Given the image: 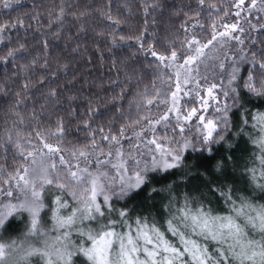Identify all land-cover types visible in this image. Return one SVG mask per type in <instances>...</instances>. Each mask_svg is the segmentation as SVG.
Returning a JSON list of instances; mask_svg holds the SVG:
<instances>
[{"label": "snow or ice", "instance_id": "snow-or-ice-1", "mask_svg": "<svg viewBox=\"0 0 264 264\" xmlns=\"http://www.w3.org/2000/svg\"><path fill=\"white\" fill-rule=\"evenodd\" d=\"M210 7L204 36L193 11L182 38L162 39L148 33L147 18L127 36L120 26L129 22L101 10L112 46L135 40L154 73L145 83L121 61L123 80H110L120 88L109 97L113 118L92 99L79 113L76 95H65L71 87L52 86L69 68L59 58L53 68L48 39L43 60L38 53L18 65L13 76L41 71L35 84L23 80L0 125V264H264V0ZM70 9L62 0L49 12L57 41L66 15L85 29L86 10ZM25 52L18 43L0 61L17 67ZM66 116L87 133L83 141L67 140Z\"/></svg>", "mask_w": 264, "mask_h": 264}, {"label": "trees", "instance_id": "trees-1", "mask_svg": "<svg viewBox=\"0 0 264 264\" xmlns=\"http://www.w3.org/2000/svg\"><path fill=\"white\" fill-rule=\"evenodd\" d=\"M144 2L150 5L147 17H145L141 0H63V3L71 5L70 11L86 10V15L80 18L85 23V29L78 32L80 21H77L72 15H66V23L58 41L50 35L53 29H49L47 25L49 12L53 11V6L59 7L62 0H13L14 6L11 9L3 8L2 2H0V24H5L3 32L5 39L0 41V56L4 55L9 47H17L18 43H24L27 47V52L23 53L24 59H17L15 62L17 67H14L11 59L7 64L0 61V83H6L10 89L7 96L0 92V125H2L8 105L15 100L14 93L23 80L32 78L35 84L41 69L37 66V71L24 72L17 76H13L12 73L19 72L18 65L27 63L38 53L40 54L39 58L43 60V41L45 38L49 41L48 59L53 68L56 67L57 58L60 59L61 63L68 62L69 68L67 75L61 73L59 80L54 81L52 86H56L58 83L64 87H71V92H67L65 95L73 93L76 95L72 104L77 106L79 113H86L88 101L92 99L93 106L98 107L104 113V119H109L113 118L115 112L109 97L120 92V88L112 85L110 80H116L118 73L120 79L123 80L124 66L121 61L128 66L129 70L137 69L143 76L145 83H150L154 73L152 68L147 66L152 58L138 51L135 40H125L120 42L118 47L112 46L110 39L106 36V33L111 31L108 27L109 22L101 16V10L107 12L110 9L114 16L127 20L128 24L120 26L123 29V34L127 36L138 35L137 27L142 30L143 21L147 18L148 33L155 32L158 39L165 36L182 38L184 31L181 29V24L187 20L184 15L185 12L191 17L193 11H201L202 14L198 19L205 26L204 32H201L199 28L196 31L204 36L210 31L211 19L208 13L211 12L212 16L216 15L215 9H212L210 5L222 6L230 4L231 0H205L202 8L197 6L198 0H155L160 5V7L155 8L151 7L153 0H144ZM16 4L19 6H15ZM203 9H207V11ZM253 22L255 23V19ZM13 24L15 27L12 26ZM102 31L105 33L104 35L101 34ZM252 35L257 37L258 44L261 34L254 32ZM77 45L79 48L73 51ZM114 59L116 60V67H113ZM73 75L76 76V80L73 81L74 87L67 83ZM6 77L7 80H5ZM30 91L34 92L35 88L30 89ZM28 102L31 104L33 101L30 98ZM39 103L40 98L36 96L35 104L37 107ZM61 107L67 108V104L62 103ZM99 119L100 117H97V120ZM114 119H120L119 113H115ZM66 121H69L66 124L68 129L67 140L73 143L77 140L83 141L87 133L82 130V126L77 121L72 120L71 117L66 116ZM78 128H81V131H77ZM217 147L220 148L221 146ZM228 178L231 181V169ZM195 184L196 182L192 181L189 186L194 187ZM238 186H242V184Z\"/></svg>", "mask_w": 264, "mask_h": 264}]
</instances>
